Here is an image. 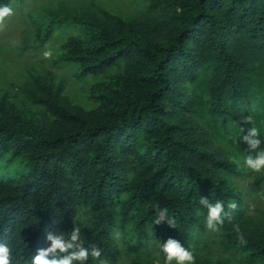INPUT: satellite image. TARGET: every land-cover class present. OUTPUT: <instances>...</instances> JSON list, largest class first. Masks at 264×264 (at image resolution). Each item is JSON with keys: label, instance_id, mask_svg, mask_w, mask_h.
<instances>
[{"label": "trees", "instance_id": "1", "mask_svg": "<svg viewBox=\"0 0 264 264\" xmlns=\"http://www.w3.org/2000/svg\"><path fill=\"white\" fill-rule=\"evenodd\" d=\"M74 9L31 25L40 46L64 31L54 63L91 81L88 104L50 73L26 84L36 109L0 100V154L26 169L0 179V243L14 264H30L47 229L68 232L81 215L82 239L108 264L125 252L129 264H153L140 251L167 238L195 264H264V209L249 215L233 182L246 175L250 193L264 192V174L236 163L247 150L240 125L264 132V0H147L128 19L66 15ZM200 197L228 213L210 232L214 254ZM160 208L172 227L154 224Z\"/></svg>", "mask_w": 264, "mask_h": 264}, {"label": "rangeland", "instance_id": "2", "mask_svg": "<svg viewBox=\"0 0 264 264\" xmlns=\"http://www.w3.org/2000/svg\"><path fill=\"white\" fill-rule=\"evenodd\" d=\"M146 4L147 0H14L9 5L10 13L0 17V100L14 101L18 105L23 103L27 109H36L27 98L26 84L31 82L32 76L50 73L56 82L62 83L65 93L73 102L87 105V89L91 81L76 78L74 67L54 63L57 44L64 37V31L55 33L50 41L40 46L41 37L31 24L42 19L44 14L50 16V12L64 14L69 6L76 8L66 14L70 18L75 17L78 11L84 14L104 11L128 19L143 11ZM8 161V155L0 154V179L15 178L26 171L17 163L10 166ZM233 182L245 195L246 212L251 216L259 214L264 209V192L258 195L250 193V178L246 175L235 178ZM205 238L213 254L219 251L217 242L210 238V231L205 234ZM122 249L124 253L126 248ZM140 252L155 264L156 248L153 240ZM134 258L132 253L125 252L120 264H129Z\"/></svg>", "mask_w": 264, "mask_h": 264}, {"label": "clouds", "instance_id": "3", "mask_svg": "<svg viewBox=\"0 0 264 264\" xmlns=\"http://www.w3.org/2000/svg\"><path fill=\"white\" fill-rule=\"evenodd\" d=\"M10 11L7 6L0 7V17L9 14ZM241 125L239 137L247 145V150L236 163L247 172L264 174V147H261L264 144V132L256 126L245 130ZM199 204L206 210L205 228L210 232L219 231L224 218L228 215L223 201L217 200L210 203L208 199L200 197ZM84 221L85 218L82 215L79 216L68 232L47 229L45 232L47 247L37 249L36 253L31 256L30 264H87L90 258L95 264H108L107 260L101 257V250L97 246L87 245L82 239L81 224ZM161 222H167L171 227L173 225L167 208L158 209L154 224ZM236 231L239 232V229L237 228ZM238 239L241 244L245 243L243 235H239ZM155 248V264H195L196 257L193 251L183 246L177 239L167 238L163 242L157 239ZM0 264H14L13 250L6 243H0Z\"/></svg>", "mask_w": 264, "mask_h": 264}, {"label": "bare ground", "instance_id": "4", "mask_svg": "<svg viewBox=\"0 0 264 264\" xmlns=\"http://www.w3.org/2000/svg\"><path fill=\"white\" fill-rule=\"evenodd\" d=\"M225 109V108H224Z\"/></svg>", "mask_w": 264, "mask_h": 264}]
</instances>
